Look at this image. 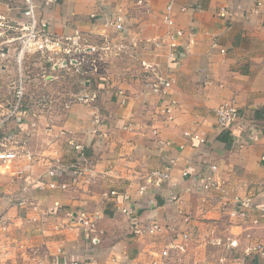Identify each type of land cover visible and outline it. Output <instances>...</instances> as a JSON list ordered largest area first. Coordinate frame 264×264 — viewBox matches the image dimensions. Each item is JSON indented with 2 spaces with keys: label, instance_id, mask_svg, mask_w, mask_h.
I'll return each mask as SVG.
<instances>
[{
  "label": "crops",
  "instance_id": "obj_1",
  "mask_svg": "<svg viewBox=\"0 0 264 264\" xmlns=\"http://www.w3.org/2000/svg\"><path fill=\"white\" fill-rule=\"evenodd\" d=\"M170 4L173 26L163 20ZM183 6L190 9L184 12ZM222 7L234 12L230 23L219 15ZM118 8L129 17L120 33L106 26ZM25 9V0H0V16L10 23L21 21ZM40 13L56 35L81 34L100 41L106 36L113 43H126L137 62L159 64L173 83L171 94L163 98L144 85L142 70L137 75L139 71L128 69L125 78L108 85L102 76L91 79L46 64L47 74L35 77V90L28 95L30 115L11 124L22 140L23 154L10 173L17 175V183H11L10 175H0V217L9 224V233L0 231V264L9 263L13 251L21 264H118L126 259L152 264L159 257L160 238L135 235L129 217L119 209L121 198L112 191L129 193L131 203L125 205L135 208L139 221L184 227L179 209L191 216L188 251L174 264H264V0H58ZM179 30L183 36L166 42ZM1 66L9 71L8 65ZM60 71L77 77L65 100L71 103L63 102L58 113L39 109L36 91L49 89L53 74ZM120 90L126 94L125 104ZM82 94L95 99L83 103L71 97ZM172 99L176 104L166 114L163 109ZM5 101L0 94V105ZM231 101L239 119L221 130L216 111ZM186 133L204 142L192 141ZM71 139L84 147V175L63 174L57 180L60 186L51 189L49 169L57 164L69 168L79 160ZM167 164L172 166L171 182L150 185L142 194L149 172ZM207 175L221 190L204 192L194 185L196 178ZM235 196L250 201L253 210L246 218L232 215ZM18 198H26L37 210L19 208ZM57 203L60 211L55 213ZM82 211L95 220L92 236L100 237L99 245L88 241L76 223H68L69 215ZM46 212L48 223L32 222ZM25 214L28 222L41 226H33L35 235L26 238ZM119 232L122 238L117 239ZM21 239L30 241L29 254L22 251ZM10 263L18 261L13 257Z\"/></svg>",
  "mask_w": 264,
  "mask_h": 264
},
{
  "label": "built area",
  "instance_id": "obj_2",
  "mask_svg": "<svg viewBox=\"0 0 264 264\" xmlns=\"http://www.w3.org/2000/svg\"><path fill=\"white\" fill-rule=\"evenodd\" d=\"M58 0H25L26 9L22 12V20L16 24L8 22L6 17L0 16V39L7 36H4L8 33L14 32L16 36L8 37L4 41H0V46L3 44H11L13 48L14 61L16 63V74L15 80L13 83L14 90V100L13 103L8 105L9 109L7 113H3V117L0 120V167H10V165L17 161L22 156L21 141L19 139V133L15 131H8L6 129L7 123L12 119L17 117H26L30 115L29 108L27 107L28 100V85L31 80L30 78V66H27L28 63L33 65H40V68H43V63L55 69L67 70L73 69L76 73L87 75L89 72L84 69L83 61L84 54L95 51L99 46L87 45L88 38L82 36L81 34L68 35V36H59L53 33L50 29V22L41 15L40 10L47 9L56 5ZM258 7L261 3L258 2ZM173 4L168 5L164 13V23L168 26H173L174 21L170 15ZM190 7L183 6L182 11L186 12ZM219 15L225 18L229 23L231 22V17H233L234 12L222 7L219 11ZM97 15H93V18H96ZM129 17L127 13L124 12L122 8H118L115 11L113 17L108 19L107 28H111L117 32H123L128 25ZM183 31L179 30L175 34L169 36L168 40L172 43L177 38L183 36ZM104 37V35H103ZM112 40L104 37L100 50H110L112 45ZM128 45L120 41V44L117 46V49L128 53ZM224 52V50H222ZM131 54V53H130ZM169 58L172 61L176 60L174 53L169 54ZM142 73L144 76V85L149 89V91L155 95L161 97H168L171 94V88L173 80L168 77H165L159 67V64H151L142 60ZM4 67L0 66V89L3 84H1V79L3 75L8 72L3 70ZM54 70V69H53ZM47 74L46 69L43 71V75ZM94 74V73H93ZM119 97H122V104L126 103V94L123 90L119 91ZM72 98L78 102L88 103L95 99V95H73ZM52 99H46L43 96H40L37 101V106L39 109L51 103ZM69 101H65V106H68ZM176 101L174 99L169 101V104L164 107L163 111L166 114H170ZM217 126L221 130H227L239 119V109L237 105L231 101L222 104L217 109ZM96 122L100 123V118L96 117ZM129 125L126 128H130ZM187 136H190L189 133H186ZM192 141L204 142V139L199 135H191ZM162 143V142H161ZM69 144L79 153V160L76 164H72L69 168H65L63 165L57 164L52 166L47 172L49 178L48 185L51 189H56L60 185L58 183L59 177L63 174H71L72 177L78 178L84 175V172L81 170V163L87 161V156L84 151V147L74 141L73 139L69 140ZM26 171L28 168L26 167ZM172 180V166L167 164L161 169H155L149 172L146 185L140 188V192L144 194L147 188L151 185L152 187H161L165 183H170ZM194 185L201 189L204 192H209L212 190H221V185L216 182L212 176H199L194 181ZM63 188H65L63 186ZM111 195L114 197H120V203L122 206H119L121 212L129 217L131 224L134 226V234L144 238H160L162 242L161 249L159 252V257H155L152 264H174L175 260H179L182 255H186L188 251V245L192 238V233L189 230L191 223V216L183 213L179 209V215L181 216L182 226H171V225H162L158 221L152 222H143L139 221L137 216L138 213L135 211V208L132 206H126V203H131V196L129 193H119L118 191H112ZM173 201L177 202V198L173 197ZM15 203L19 208L26 209L29 206H32V209L37 210V206L33 203H30L26 198H18ZM236 206L232 212L233 216L241 215L243 218H246L249 215V212L253 210L250 201L247 199H242L239 196H235L232 199V202ZM264 211V209H261ZM55 213L60 211L59 203L55 206ZM50 218V213L46 212L45 214H39V218H31L33 223H48ZM68 223H76L77 226L82 228L85 232V237L90 241L94 246L101 243V239L98 236H92L96 232L95 220H93L86 211L80 212L76 217L69 215ZM257 223V221H255ZM9 224L7 221L2 220L0 217V231L3 234L9 233L8 231ZM62 229V225H58L57 229ZM232 245H235V242H232ZM3 249V246L0 247ZM61 253V250H59ZM118 264H135L133 261L128 259L117 261ZM38 264H43V261H40Z\"/></svg>",
  "mask_w": 264,
  "mask_h": 264
},
{
  "label": "rangeland",
  "instance_id": "obj_3",
  "mask_svg": "<svg viewBox=\"0 0 264 264\" xmlns=\"http://www.w3.org/2000/svg\"><path fill=\"white\" fill-rule=\"evenodd\" d=\"M109 33H110V31H109ZM4 36H7V38H8V37H14L16 35H4ZM7 38L3 37L0 39V41H4ZM102 42L103 41H100L97 38H94V39L89 38L87 41V45H94V46H99V47L95 51H91V52L84 54L83 66H84V69L89 72L86 76L91 75L90 76L91 79H93L94 75L102 76V77L106 78V79H104V80H106L105 83H107L108 85H111L113 83V81H115V80L118 81L119 79L125 78L126 77L125 73H127L128 69H132V70L136 69V71H139L137 73V75L141 74L142 65H141V63L137 62V60H135L134 54H130V52L124 53V52L118 50L117 46L120 44L119 42L112 43L110 50H100L99 48H101ZM13 46L11 44H3L0 46V56L2 59H5V60H1V58H0V66L1 65H8L10 67L9 71L6 72L5 75H3V78L1 79V84H3L4 87L2 90H0V94L5 95V99L7 101H5L3 105H0V120L3 117V115L1 113H7L6 111H8V109H9L8 105L12 104L13 100H14L13 83H14L15 74H16V63L14 61V54H13L14 53L13 52L14 47ZM127 49H128V51H131L129 46ZM5 55H7V56H5ZM5 57H7V58H5ZM42 65H43V68H38L40 66H35L32 63L27 64V66H30V71H31L30 78H31V80L40 78L39 75H41V72H43L44 69H47L44 63ZM133 65H135V68L132 67ZM59 73L60 74H57L58 76L56 74H53V76L55 77V79L53 81H55V82H53L51 84L49 89L44 88L43 91H41V90L36 91V93L40 94V96H43L46 99H48V98L52 99L51 100L52 102L50 104L48 103L46 108L45 107L41 108L42 110H51V111L56 112V113L63 112L61 109L62 103L65 102L66 99H68V96L70 95L71 91L73 90V85H74L73 79L77 80V77L74 76L72 73L71 74L73 75V77L72 76L67 77V75L64 73H61V71ZM62 74H63V78H60V77H62ZM35 77H37V78H35ZM87 78H89V77H87ZM34 83H35V81H32L29 83L28 92H30V89L34 85ZM31 90L34 91L35 89H31ZM106 90L108 91V89H106ZM29 105H31V103L28 100L27 106H29ZM15 119H12L11 121H9V123H7L6 127L9 128L8 131H14L13 130L14 127L11 126V124ZM9 125H10V127H8ZM12 164L8 168H6V167L1 168L0 167V175H8L9 176L11 172L14 173L13 168H12ZM69 175L72 176L71 174H69ZM9 177L12 179V181H11L12 184L17 183V180H18L17 175H15V176L10 175ZM1 189H2V187H1ZM12 217L15 219L16 215L12 216ZM25 220H26V214L24 215V223L22 225V228L24 229L23 232L25 233V235H24L25 238H26V236H34L35 234L33 233V230L35 228L32 229L33 226H36L37 229H40L41 226L40 225H34L33 223H30L27 220L26 221ZM47 227L48 226L44 227L43 230H46ZM12 229L14 231V227H12L11 230ZM42 233L44 234L45 231ZM121 234L122 233H120V232L118 233L117 239L122 238ZM109 236H110V234H109ZM111 238H112V236L110 237L109 240H107L109 243L113 242V240ZM116 240H114V241H116ZM19 243H20V245L21 244L24 245V248H22V251L25 252L26 254H29L30 250H27V249H28V245H30V241L28 239L27 240L21 239ZM215 254L223 256L224 254H226V252L225 251H223V252L216 251ZM11 256H12V259L10 261H13V257H14V259H16L18 261L17 264H21L22 259H19V257L17 256V254L14 251L12 252ZM10 261H9V263H6V264H11ZM137 263L138 262H136L135 264H137Z\"/></svg>",
  "mask_w": 264,
  "mask_h": 264
}]
</instances>
